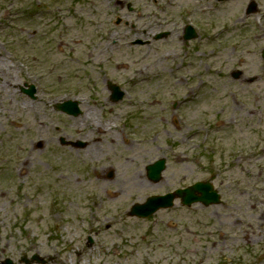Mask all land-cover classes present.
Masks as SVG:
<instances>
[{"label": "rangeland", "instance_id": "1", "mask_svg": "<svg viewBox=\"0 0 264 264\" xmlns=\"http://www.w3.org/2000/svg\"><path fill=\"white\" fill-rule=\"evenodd\" d=\"M252 1L0 0V264H192L193 230L219 219L177 206L136 218L132 204L205 180L232 222L264 196V0ZM188 19L199 37L186 41ZM67 100L77 114L56 108ZM89 111L101 131L87 139Z\"/></svg>", "mask_w": 264, "mask_h": 264}, {"label": "flooded vegetation", "instance_id": "2", "mask_svg": "<svg viewBox=\"0 0 264 264\" xmlns=\"http://www.w3.org/2000/svg\"><path fill=\"white\" fill-rule=\"evenodd\" d=\"M245 193L248 192H240L242 197ZM256 198H259L257 193L251 194V201L248 204L247 201L245 203L241 201L238 211L233 213L235 218L232 222L222 220V216L225 215L222 208L227 205L226 202H219L210 206L198 204L201 206L198 210L194 208L189 211L197 213L200 209H205V214L211 219H219V226L226 228L223 230L217 226L216 230L208 228H195L197 230H193L198 237L192 238L195 244L192 253L195 254L197 251L198 253L192 256V264H213L209 249H216L215 258H219V260L215 264H264V208H260V203ZM244 204L255 210L251 214V222L245 221ZM176 205L182 204L178 202ZM256 206L262 213L258 214ZM211 210L216 211L211 212ZM197 244L199 245L198 248H196ZM207 244H212V246L209 245L208 247Z\"/></svg>", "mask_w": 264, "mask_h": 264}, {"label": "water", "instance_id": "3", "mask_svg": "<svg viewBox=\"0 0 264 264\" xmlns=\"http://www.w3.org/2000/svg\"><path fill=\"white\" fill-rule=\"evenodd\" d=\"M165 160H160L156 162L154 165L149 167V176L153 180H159L161 178V173L165 169ZM197 187H202L204 185L198 184ZM174 198V195H168L166 197H154L149 200V204L147 206H135L133 208V212L139 215L144 214V211L152 212L159 208L162 205H166Z\"/></svg>", "mask_w": 264, "mask_h": 264}, {"label": "bare ground", "instance_id": "4", "mask_svg": "<svg viewBox=\"0 0 264 264\" xmlns=\"http://www.w3.org/2000/svg\"><path fill=\"white\" fill-rule=\"evenodd\" d=\"M1 68V67H0ZM10 83H12L13 84V82H10V79L8 78V80H7V84H9L10 85ZM42 103H47L45 100H43L42 99ZM24 105H26V103H23ZM81 105V104H80ZM31 107H33V105L31 106ZM33 110H35V108L33 107V108H31V112H33ZM38 113V112H37ZM82 120H84L86 123H87V125H89L90 126V128H91V132L90 133H87L86 135H84L83 136V138H89L94 132H96V131H98V129H100L99 128V125L96 123V120H95V118H94V115H93V113L91 112V111H89V113H86L85 115H84V119H82ZM40 121H37V123H39ZM101 127V126H100ZM100 131H101V129H100ZM92 144L93 143H90V146L89 147H87L86 149H88V148H90V147H93L92 146ZM25 166V165H24ZM106 168H102L101 169V171H103V170H105Z\"/></svg>", "mask_w": 264, "mask_h": 264}]
</instances>
